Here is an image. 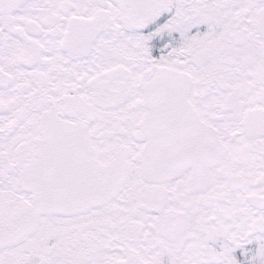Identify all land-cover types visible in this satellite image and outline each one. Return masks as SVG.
Here are the masks:
<instances>
[{
	"label": "snow or ice",
	"instance_id": "6c2138e0",
	"mask_svg": "<svg viewBox=\"0 0 264 264\" xmlns=\"http://www.w3.org/2000/svg\"><path fill=\"white\" fill-rule=\"evenodd\" d=\"M0 264H264V0H0Z\"/></svg>",
	"mask_w": 264,
	"mask_h": 264
}]
</instances>
